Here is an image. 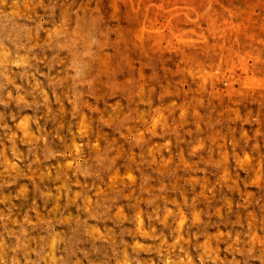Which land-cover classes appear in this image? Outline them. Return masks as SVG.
I'll list each match as a JSON object with an SVG mask.
<instances>
[{"label": "rangeland", "instance_id": "1", "mask_svg": "<svg viewBox=\"0 0 264 264\" xmlns=\"http://www.w3.org/2000/svg\"><path fill=\"white\" fill-rule=\"evenodd\" d=\"M0 264H264V0H0Z\"/></svg>", "mask_w": 264, "mask_h": 264}]
</instances>
